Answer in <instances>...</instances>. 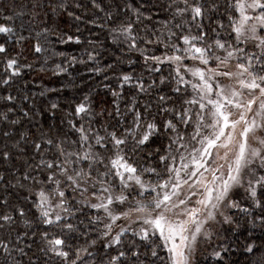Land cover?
<instances>
[{
    "label": "snow or ice",
    "instance_id": "1",
    "mask_svg": "<svg viewBox=\"0 0 264 264\" xmlns=\"http://www.w3.org/2000/svg\"><path fill=\"white\" fill-rule=\"evenodd\" d=\"M89 2L104 10L98 0ZM225 4L227 27L218 0H172L168 8L174 12L171 21L162 22L163 30L149 27L152 16L145 15L149 0H124L105 12L106 22L113 20L114 12L126 15L110 30L116 33L114 41L123 37L128 50L143 58L148 72L161 74L159 84L171 85V95L157 89L155 114L151 103L140 107L134 99L121 111L114 100V111L99 123L106 109L94 113L85 96L69 113L74 119L67 121L78 139L54 142L41 136L29 141L26 132L19 133L13 146L21 141L31 144L33 156L25 160L27 167L16 176V183L9 181L8 186L27 185L24 199L43 226L37 251L45 259L29 256L37 232L29 237L27 231H17L15 239L11 233L0 236L4 264H22L17 254L28 257V264H195L200 241H211L216 223H232L231 209L248 212L236 198L241 190L253 206H264V191L258 192L264 190V0H225ZM47 6L54 15L67 11L62 0H48ZM33 7L44 4L37 0ZM138 25L143 26V35L136 31ZM0 34L6 37L0 43V55L5 57L0 85L7 86L20 75L21 67L31 65H21L19 53L8 56L14 27L0 23ZM23 39L18 37L16 43ZM69 41L73 36L61 38V43ZM75 43H80L79 36ZM158 46L163 47L161 55L150 51ZM43 51L39 43L34 46L35 53ZM57 69L66 71L60 65ZM119 79L121 86L135 79L140 93L156 89L155 80L146 87L141 77L131 74ZM18 99L16 107L27 118L23 105L31 104L29 95L0 96L13 105ZM57 108L51 103L52 110ZM13 111L9 107L0 113V120L20 124L21 119H10ZM85 116L87 126L83 122L77 126L76 118L83 121ZM157 116L170 118L161 122ZM157 139H167L163 154L161 147L152 148ZM0 159L8 161L10 153L0 152ZM9 195L6 186L0 208H8ZM27 215L20 205L0 212V229L12 228L17 217L31 229ZM81 238L83 244L72 243ZM162 250L165 256L160 255ZM226 250L221 247L211 255L220 257ZM245 250L255 256L257 246L248 244ZM253 264H264V250Z\"/></svg>",
    "mask_w": 264,
    "mask_h": 264
},
{
    "label": "trees",
    "instance_id": "2",
    "mask_svg": "<svg viewBox=\"0 0 264 264\" xmlns=\"http://www.w3.org/2000/svg\"><path fill=\"white\" fill-rule=\"evenodd\" d=\"M40 2L44 4V7L34 8L33 5L37 3V0H0V23H6L15 29V34L7 45L8 56L19 53L17 56L19 63L31 65V67H21L20 75L15 77L9 85H0V96L27 94L31 98V104L25 102L23 105L25 111L29 113L27 118H22V113L16 107L21 103L19 99L15 105L0 100V113L12 107L14 111L9 113L10 119H21V123L15 126L0 120V152L10 153L8 161L0 159V176H3V180H0V196L5 195L6 186L7 193H10L8 208H0V212L10 211L13 206L20 205L28 210L27 219L32 222V228L29 229L17 217V222L12 228L0 229V236L8 237L11 233V238L15 239L17 231L21 233L27 231L29 237L32 236L33 231L37 232L36 243H33L29 256L35 254V257L43 261L45 259L43 254L37 251L39 231L43 230V226L35 220L31 204L24 199L28 196L27 185L25 188L8 186L9 181L16 183V176L22 175L27 167L25 160H30L33 156L31 144L21 141L19 145L13 146L19 139V133L26 132L29 141L39 139L41 136L44 139H52L54 142L65 138L78 139V136L71 132L67 121L74 119V116L69 113H74L75 106L85 96L89 97L94 113L106 109L105 115L98 118L99 123L107 119L108 111H114V100L119 103L121 111L130 106L134 99L140 107H143L145 103H151L152 112L155 114L156 96L159 94L157 89L171 95V85H160L161 74L148 72L143 58L137 52L128 50V44L123 42V37L114 41L116 33L110 30L118 27L127 17L124 13L116 15L114 12L113 20L106 22L105 12L113 11L115 6L122 5L124 0H98L103 11L93 8L89 0H62L67 6V11L55 15L47 6L48 0H40ZM133 2L138 3L139 0H133ZM171 2L172 0H149L150 11L145 12V15L152 16V20L148 22L149 27L163 30L162 22L171 21L174 12V9L168 8ZM218 2L221 5L219 12L227 27L229 13L226 10L225 0H218ZM77 3H81L84 7L75 8ZM108 5L112 7L109 8ZM68 12H72L73 16H69ZM5 16H12L13 19L5 21L3 19ZM74 16H80L81 20H75ZM216 18L218 17L214 16V19ZM177 22L179 20L172 21V23ZM100 24H103V27L97 26ZM142 27L138 25L136 31L140 32ZM45 29H48L47 33ZM37 33L40 35L38 36ZM140 34L143 35L142 32ZM68 35L73 36V41L61 43V38L66 40ZM21 36L24 39L17 44L16 39ZM77 36L80 38V43H75ZM5 39L6 37L0 34V43ZM37 43L44 49L43 52H34V46ZM152 50L156 55H161L163 47L158 46L150 49ZM90 55L92 59H89ZM4 59L5 57L0 55V78L3 76L2 61ZM57 65L65 68L66 71L58 72ZM167 72L168 69L165 67L163 74L167 75ZM122 74H131L134 78L141 77L146 87L155 80L156 89L150 90V93H140L135 86V79L121 86L119 77ZM114 91L120 95L113 97ZM42 92L43 96L40 95ZM53 102L58 105L56 110L51 109ZM169 118L168 116H157L161 122ZM76 120L78 121L77 126L79 122H83L85 126L88 124L86 116L83 121H79V118ZM96 126L97 124H93L94 128ZM5 131L10 132L9 137L3 136ZM166 144L167 139H157L152 148L161 147V154H163ZM52 147L54 150V145ZM21 148L25 151L21 152ZM261 191L264 190L258 189V192ZM240 196L241 193L237 199L241 201V207L247 208L248 212L233 209L229 214L232 217V223L223 224L219 228L221 229L220 236L218 235L216 242H212L211 245L214 247L209 248L220 251L221 247H226L227 250L222 251L220 257H213L208 252L205 256L202 254L203 256H200L195 264H253V260L259 257L260 251L264 250L260 247L264 246V206H253L250 200ZM95 238V236L89 237V239ZM28 242L30 241L25 240V243ZM83 242L81 238L72 243L77 245ZM248 244L257 246L255 256L245 250ZM97 247L103 254L104 250L99 243ZM160 255L165 256L166 251L162 250ZM17 259L21 260L22 264H28V257H19L17 254ZM0 264H4L2 253H0Z\"/></svg>",
    "mask_w": 264,
    "mask_h": 264
},
{
    "label": "rangeland",
    "instance_id": "3",
    "mask_svg": "<svg viewBox=\"0 0 264 264\" xmlns=\"http://www.w3.org/2000/svg\"><path fill=\"white\" fill-rule=\"evenodd\" d=\"M189 131H191V129H189ZM240 193H241V196L240 197H243V190H241L240 191ZM237 198V197H236ZM245 199V198H244ZM233 211V209H231L230 211H229V214H230V212H232ZM224 223H216L215 225H214V231H215V233H216V235H214L213 236V238L211 239V241H204V240H201L200 241V243H199V245H198V248H197V252H196V254H195V262H196V260L198 259V258H200V256H205V254H207V252H208V254H211V252L212 251H216V249L214 248H211V249H209L210 247H214V245H211L212 244V242H216V240H217V238H218V235L220 236V231H221V229H219V228H221V226L223 225ZM225 225V224H224ZM204 251H206V252H204ZM203 254V255H202Z\"/></svg>",
    "mask_w": 264,
    "mask_h": 264
}]
</instances>
